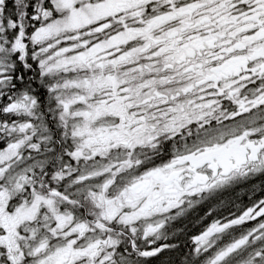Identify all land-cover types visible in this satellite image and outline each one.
Instances as JSON below:
<instances>
[{"label":"snow or ice","instance_id":"obj_1","mask_svg":"<svg viewBox=\"0 0 264 264\" xmlns=\"http://www.w3.org/2000/svg\"><path fill=\"white\" fill-rule=\"evenodd\" d=\"M0 264H264V0H0Z\"/></svg>","mask_w":264,"mask_h":264}]
</instances>
